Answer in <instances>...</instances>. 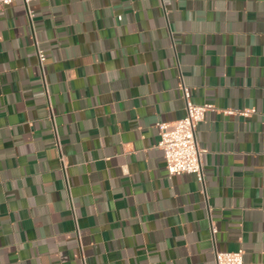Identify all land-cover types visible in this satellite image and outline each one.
Wrapping results in <instances>:
<instances>
[{
    "label": "crops",
    "instance_id": "0c3cea01",
    "mask_svg": "<svg viewBox=\"0 0 264 264\" xmlns=\"http://www.w3.org/2000/svg\"><path fill=\"white\" fill-rule=\"evenodd\" d=\"M184 87L215 107L197 129L204 180L169 175L158 146ZM241 248L264 264V0L0 5V264Z\"/></svg>",
    "mask_w": 264,
    "mask_h": 264
},
{
    "label": "built area",
    "instance_id": "2783aa9c",
    "mask_svg": "<svg viewBox=\"0 0 264 264\" xmlns=\"http://www.w3.org/2000/svg\"><path fill=\"white\" fill-rule=\"evenodd\" d=\"M16 1H22L28 5L32 0H0V5H9ZM38 55L40 62L44 63L45 53L39 50ZM184 96L186 100L184 116L175 121H161L157 124L160 134L158 146L163 151L169 175L193 173L200 180H204L203 157L207 153V149L200 146L197 129L199 124L204 121L207 112L214 110L215 107L211 103L192 102L187 87H184ZM240 112L249 115L254 110L246 109ZM244 254L243 248L236 251H216L215 264H244Z\"/></svg>",
    "mask_w": 264,
    "mask_h": 264
}]
</instances>
